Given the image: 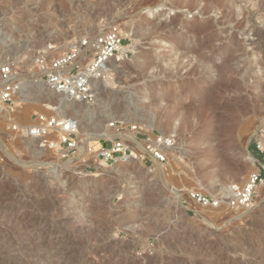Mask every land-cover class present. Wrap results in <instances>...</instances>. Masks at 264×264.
I'll use <instances>...</instances> for the list:
<instances>
[{
    "label": "rangeland",
    "instance_id": "rangeland-1",
    "mask_svg": "<svg viewBox=\"0 0 264 264\" xmlns=\"http://www.w3.org/2000/svg\"><path fill=\"white\" fill-rule=\"evenodd\" d=\"M179 1L0 0V66L11 64L21 78L46 40L60 52L68 41L111 24L124 33L128 27L134 32L140 55L133 60L126 50L124 62L107 65L109 74L95 85L91 109L82 116L74 102L38 86L0 104V256H12L11 264H57L39 256L43 246L23 240L52 228L60 238L57 246L74 255L68 264L79 255L86 264H256L264 257V159L254 153L264 154V111L256 101L264 88V46L260 50L257 45V36L264 33V10L253 0H239L244 11L223 19L221 12L201 14L195 7L187 11L177 6ZM164 23L163 30L149 35L154 24ZM139 24L141 29L136 28ZM126 40L127 46L132 43L129 36ZM210 47L217 49L211 55ZM174 56L177 62L172 65ZM205 62L218 64L235 86L213 96L211 79L197 73ZM226 65L249 67L247 80L226 71ZM255 78L260 80L258 89H249ZM45 103L52 108L41 105ZM17 107H22L20 112L12 114ZM145 110L151 128L140 117ZM59 112L80 125L98 124L94 130L80 129L79 141L114 121H128L148 136L166 131L172 120L178 127L177 149L163 163L161 177L149 158L105 166L93 159L73 160L66 166L62 163L71 154L61 158L57 149L27 131L39 115ZM105 139H95L93 148L108 145ZM208 139H213L219 156L242 165L236 184L258 175L248 204L233 203L232 197L222 202L207 193L200 155ZM192 192L216 205L197 204Z\"/></svg>",
    "mask_w": 264,
    "mask_h": 264
},
{
    "label": "built area",
    "instance_id": "built-area-1",
    "mask_svg": "<svg viewBox=\"0 0 264 264\" xmlns=\"http://www.w3.org/2000/svg\"><path fill=\"white\" fill-rule=\"evenodd\" d=\"M126 34L118 24L100 30L89 31L83 36L73 39L68 47L60 52H54L51 46L35 51L31 63L21 78L9 63L0 66V104H9L13 96L20 92L29 82H43L52 92L72 102L92 104L95 98V85L103 76V72L110 60L117 58V54L127 46ZM125 56L127 52L125 51ZM62 128L64 135H58L56 129ZM76 120L59 115H39L29 136L48 143L50 148L59 149L61 158L77 154L78 135ZM109 128L117 132L124 130L134 131L131 140H123L119 136L105 139L109 144L96 149V160L107 165L118 159L126 158L133 149L142 153L141 160L152 157L165 163L167 155L165 149L173 145V139L164 138L161 134L152 132V136H144L135 125L124 127L121 122L109 123ZM46 136V138H44ZM54 138V140H46ZM57 146H56V143ZM141 144L143 152L136 147ZM54 145V146H53ZM69 157V158H70ZM260 181L258 175L249 177L248 182L237 190L232 198L233 203L248 204L252 199L253 188ZM190 198L200 205H216V202L207 196L193 192Z\"/></svg>",
    "mask_w": 264,
    "mask_h": 264
},
{
    "label": "bare ground",
    "instance_id": "bare-ground-1",
    "mask_svg": "<svg viewBox=\"0 0 264 264\" xmlns=\"http://www.w3.org/2000/svg\"><path fill=\"white\" fill-rule=\"evenodd\" d=\"M201 1H204L203 5L200 3ZM253 4H254L255 7L257 6L258 9H260L262 11L264 10V0H253ZM178 5L179 6L180 5L181 6H184L187 9V11H191V9L195 7V8L198 9L199 13H201V14L206 13L208 11H216L217 13L218 12H221V17L223 19L229 18L230 16L233 15V13H235L239 9H241V11H244L243 8H240L239 0H180L177 3V6ZM165 26H166L165 23H164L163 26L162 25L160 26V25H157V24L155 25L154 24L153 27L151 28V30L149 31V35H151V34H158L159 31L163 30V28ZM136 28L137 29H141V25L140 24L137 25ZM125 34L127 36H129V38L130 37L132 38V43L130 45H128V46H124L123 49L120 51V53L117 54V58H114V59L110 60L109 63H111L112 61H115V60L117 61V63L124 62L125 61V51L126 50H129V51H131L133 53V60L135 58H138L140 56L139 55V51H138L137 39L135 38L134 32L128 27L126 29V33ZM256 35H258V34H256ZM79 37H81V35H79L78 38ZM257 37L259 39L258 40V43H257L258 49L262 50V47L264 46V33L259 34V36H257ZM71 41L72 40H70V41L67 42L68 45H69V43ZM44 43L45 44L41 45L42 48H45L47 46H51L52 48H55L56 47V45L54 44V42L49 41V39L46 40ZM234 43H235V41L232 40V41H230L229 45H232ZM216 50L217 49L210 47L209 54L210 55L213 54ZM184 56L185 57H188L186 55H184ZM172 58H174L172 60L173 63H171L173 65V64H175L174 61H176L177 58L175 56L172 57ZM263 61H264V55H263ZM137 63L138 62H136V64ZM189 64L190 63H187L185 65L189 66ZM170 68H171V66H170ZM225 69H226V71H230L231 73H234V74L243 76V79H246V76L247 75L249 76V74H248L249 72L248 71H249L250 68L247 67V66H245V67H242L241 66L240 67L239 65H235L233 67H230L229 65H226ZM191 70H192L191 72H195L196 69H192L191 68ZM197 73L199 75H201V76L202 75L203 76H207V77H209L211 79V83L214 84L211 91H212V95L215 96V97L217 95H219L221 92H227L231 88V86H235V82H230L229 80H227L228 79V76L223 73V69L221 70V68L219 67V65L216 64V63H214V62H212L210 65L205 62L203 64L202 70L201 71H197ZM108 74H109V69L106 66V68H105V70L103 72V76L99 80V82H101L102 79H104L106 77V75H108ZM244 81L245 80H243L242 83H245ZM259 82H260V80L257 79V78H255L251 82V84H249L247 86H248L249 89L257 90L258 89V83ZM240 83L241 82L238 81V83L236 85H238V84L240 85ZM30 86H38L36 88L42 87V88H45V89H47V90H49V91L52 92V90H50V88L45 83H43V82H33V84H31V83L30 84H25L24 85V88L20 92L16 93L14 95V97L17 98V97L23 96V94L27 90L25 88H27V87L30 88ZM25 101H27V99L24 97L22 99L23 104H25L24 103ZM70 101H72V100H70ZM192 101H193V98L190 99V103ZM256 101L257 102H260L262 104L263 111H264V88L258 90V94H257ZM74 103L77 105V106L75 105L76 106L75 107L76 108L75 111L80 116H82L84 113H88V111H90V109H91V105L86 104L84 102H74ZM56 104H58V103L56 102ZM41 105L42 106H47L48 108H52V106H49L46 103L45 104H41ZM21 108L22 107L14 108V110H12V114L15 115V113H19L20 110H21ZM69 109L70 108H68V110ZM2 110H3V107L0 105V111H2ZM57 110H59V107L56 108V111ZM146 111L147 110L141 111L140 112V117H144L145 121L146 122H149V125L146 124L145 127L151 128L153 126V124L151 123L152 121H151L150 116H149L150 114H148V112H146ZM59 114H61L63 116V114L60 113V112L59 113H56V115H59ZM75 120H76V128L75 129H76V132H77V135L78 136L82 135L80 133V129L85 130V131H87V130H94V129H96V127L98 125L95 121L92 122V123L82 122V124L80 125L79 124V120H77L76 118H75ZM35 123H36V121L34 122V124H32L31 126H29V128H27V131H30V129H32L34 127ZM128 123H129L128 121H126V124L123 123L124 127H126L128 125ZM166 124H167L166 131L162 132L161 135L164 138H170L171 137L173 139V145L165 149L167 158H169L171 156V154L173 153V151L177 149V147H176V143L177 142H176V136H175V134L177 132L178 127H177V125L172 120H170V121L168 120ZM56 131H57L58 135H64V133H65L62 128H58V129H56ZM134 134H135L134 131H129V130H124L122 132H117L116 129L109 128V124L105 125L104 131L101 132V133H89V132L88 133H85V136L82 137L81 140L76 143V145H77V154L74 155V156H72L70 159H68V161H66L65 163H62V164L67 166L73 160H78L80 162L81 161L87 162V161H89L91 159L96 160V149H94L93 146H92V144L95 143V139H98V138L113 139L114 137L119 136L123 140H131L133 138ZM149 135L151 137L152 136V132L149 133ZM212 140L213 139H208V140L203 141V143H202L203 145H205V144L207 145L206 147L202 148L201 155H200L202 168L204 169V172L207 174V178H205L204 183L206 184L207 187H209V192L207 190V193L210 194L211 197H213L215 199H219L222 202H224L228 198H231V197L233 198L235 196V193L237 192V190H240L248 182V179L244 182V184L242 186H239L238 184H236V181H238L237 179H239L238 178V174H240L241 171H242V165L237 160H235V159L232 160V159L226 158L224 156H219L216 145H212V143H211ZM57 143H56V146H57ZM262 146L264 147V143H262ZM136 147L139 148L140 151L143 152V149L141 148V144L140 143L139 144H136ZM57 150L60 153V154L58 153V155L59 156L62 155V153L60 152V150L59 149H57ZM141 156H142V153H138V152H136L133 149V152L130 155H128L126 158L118 159L115 164L117 165V164H119L121 162H123L122 164H124V165L133 164L135 161H141ZM249 158L253 160V158L251 156H249ZM119 161H121V162H119ZM152 161H153V166L155 168V171H156L157 175L159 177H161L165 173V170H164V167H163V163L157 161L153 157H152ZM55 164L56 165L60 164L57 159L55 161ZM99 164H101L102 166H105L102 162H99ZM74 166H76V164ZM216 181H218V182H216ZM219 181L222 182V184H220L218 186L216 184L219 183ZM214 182H216V184H214ZM234 209L235 208H233L232 210H234ZM19 217H21V216H19ZM19 217H18V220H19ZM29 219H27V220H29ZM21 223H22V219H21ZM23 224L25 225L26 223H23ZM28 225L29 224H27V226ZM31 225H34V224H31ZM38 227H39V225H38ZM29 228H30V226H29ZM36 228H34V229H36ZM40 229H42V228H40ZM51 230H50V232L48 234H46L47 233L46 231H45L46 232L45 234H41L40 233V230H39V232L36 231L35 234H31V235L29 234L27 236L25 235L26 237L23 240H25L27 242L29 241V243L32 242V244H33V242H36L40 246H43V248L41 250V253L39 254V256L41 258H43V260L46 261L48 259L49 260H51V259H54L55 260L56 259L57 260V264H60V263L63 264V262H65V263L67 262V264H68L72 260V258L74 257V255L70 251H68L69 249L67 250L66 247L63 248V247H61V245L60 246H57L58 244H60V242H59L60 241L59 240L60 238H59V236H55L53 234V232H51ZM54 231H56V230H54ZM63 232H65V231H63ZM25 233L26 232H24V234ZM60 235H61V232H60ZM263 235H264V231H263ZM1 247L3 248V246H1ZM1 247H0V255L2 253H4L3 249H1ZM7 247H8V245H7ZM36 247L39 248V246H36ZM10 248H11V246H10ZM38 250L40 251V248ZM7 251H9V250H7ZM96 252H98V251H96ZM8 255L9 254H7V256ZM88 255L90 256V254H88ZM79 256L77 257L78 259L75 257L76 260L78 261V263L79 264H86V262H84V261H82V262H80L81 260L79 261ZM97 257H99V256H97ZM80 258H82V260H83L84 257L80 256ZM91 258H93V255L91 256ZM95 259L94 260L97 261V258L96 257H95ZM40 260H38V261H40ZM49 260L47 262H49ZM54 260H53V262H56ZM76 260L74 261V263L77 262ZM13 261H14V258L12 256H10V255H9V257H6V254H3L2 257L0 256V264H11ZM235 263H237V262H235ZM256 264H264V257H261V259L259 260V262L258 263L256 262Z\"/></svg>",
    "mask_w": 264,
    "mask_h": 264
},
{
    "label": "trees",
    "instance_id": "trees-1",
    "mask_svg": "<svg viewBox=\"0 0 264 264\" xmlns=\"http://www.w3.org/2000/svg\"><path fill=\"white\" fill-rule=\"evenodd\" d=\"M253 147H254V145H253ZM254 153L259 159H264V154L262 152L256 151Z\"/></svg>",
    "mask_w": 264,
    "mask_h": 264
},
{
    "label": "water",
    "instance_id": "water-1",
    "mask_svg": "<svg viewBox=\"0 0 264 264\" xmlns=\"http://www.w3.org/2000/svg\"><path fill=\"white\" fill-rule=\"evenodd\" d=\"M250 156L254 159V157L252 155H250Z\"/></svg>",
    "mask_w": 264,
    "mask_h": 264
}]
</instances>
